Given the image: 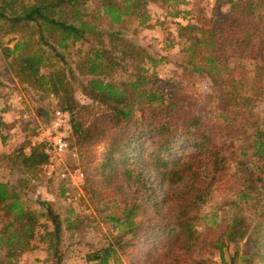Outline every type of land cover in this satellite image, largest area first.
<instances>
[{"label":"trees","instance_id":"obj_1","mask_svg":"<svg viewBox=\"0 0 264 264\" xmlns=\"http://www.w3.org/2000/svg\"><path fill=\"white\" fill-rule=\"evenodd\" d=\"M150 1L0 0V85L12 75L39 95L37 103L48 101L39 109L45 123L55 109L68 111L69 142L82 165L92 162V148L106 147L84 186L117 233L89 251L85 264H120L121 253L144 264H207L215 255L220 264H264V119L252 108L264 99V0H227L229 12L215 0L199 24H177L181 37L190 32L183 51L194 70L214 83L205 115L186 110L187 93L156 71L162 57L126 34L152 28ZM10 36H18L12 48L1 41ZM6 125L0 116L2 148L16 123L4 134ZM30 143L0 150V264H21L37 250L45 262L64 264L66 235L74 238L96 219L72 208L63 216L51 199H40L39 210L26 204L19 185L2 175L6 168L14 177L43 175L48 185L59 177L43 174L44 145L26 151ZM59 188L65 197L68 189ZM217 194L213 211L201 213ZM220 209L229 219L219 222Z\"/></svg>","mask_w":264,"mask_h":264},{"label":"rangeland","instance_id":"obj_2","mask_svg":"<svg viewBox=\"0 0 264 264\" xmlns=\"http://www.w3.org/2000/svg\"><path fill=\"white\" fill-rule=\"evenodd\" d=\"M176 1L178 2L177 4H175ZM182 1H185L186 4H183ZM226 1L220 0L217 6L223 11L229 12V4ZM215 5V0H171L169 2L151 0L148 5V11L152 15V28L136 31L130 30L126 33L130 40L145 47L149 53L156 57H162V62L156 68L159 77L171 79L179 88H182L190 98L188 103L192 102V105L186 106V110H192L194 113L202 115H205V111L210 110V104L213 102L212 92L214 83L207 74L194 70L193 62L189 60L188 55L183 51L187 45L185 37L190 35V32L181 37L178 33L179 27L177 24H199L201 13L207 14V16L211 15ZM173 6L189 11L190 14L185 18L168 16L169 11H175L176 8H173ZM132 27L134 28L133 24L130 25V28ZM17 39L18 36H10L4 37L1 41L5 46L12 48ZM68 61L73 67H76L71 58H68ZM146 68L152 69L150 64H147ZM0 71H2L1 67ZM120 75L118 73L115 75V78L118 79ZM1 78L3 85H0V116L3 117V121L7 124L3 129L4 134L6 133L7 126H11L13 123H16V125L15 127L14 125L11 126L9 133L6 134L8 139L4 144V148H2L3 146L0 141V150L12 151L13 149L20 148L30 139L31 143L26 148V151H29L30 147L34 146L33 139L36 136L34 127L38 122H43L44 116L39 109L41 106L46 107L48 101L44 100L37 103L39 95L35 92L24 90L23 86L12 75H5ZM50 103L51 106L56 105L53 98ZM252 108L264 119V99L252 103ZM2 109H6V112H2ZM13 130H15L14 133L12 132ZM105 150L104 144L92 148L93 160L86 167L82 165V160L76 150L71 147L70 152L60 161L56 162L53 167H44L46 173L44 172L43 174H56V176H59L54 177L52 185H48L45 180H41L44 177L43 175L41 178L19 174L14 177L8 174L10 171L8 168L4 172L2 171V175L5 176L7 181L19 185V189L22 191L21 197L29 207L39 210L38 201L40 199H51L56 201V206L63 216H66L67 210L72 208L75 213H80L81 215L90 213L96 219L90 228L77 233L74 238L70 239L69 233L66 235L64 243L66 259L64 264H85V255L89 251L105 246L107 239H111L112 234L116 235L117 233L113 226L102 221L101 216L96 212L94 205L89 199L84 186L86 184L84 174L96 172L99 169L104 161ZM49 169L54 172L50 173ZM66 169V173L70 172V175L63 177L62 173ZM26 178L28 179L27 183ZM61 184L68 189L65 197H61L60 195L61 190L59 187ZM220 200L221 196L217 194L200 209V212L209 215ZM219 215V222L230 216L227 209H220ZM202 229L203 226L198 227V230ZM77 240L79 241L78 243ZM243 243L244 241L240 242V246ZM203 249L204 255L207 257L213 251L212 246L209 244L205 245ZM202 253L203 250H199L193 256L198 257L196 259L199 260ZM46 258L47 255L44 250H37L23 256L21 264H50L45 262ZM117 260L120 264H144L141 263L142 260L129 259L123 253L117 256ZM220 261V256L215 255L207 264H220ZM145 264L153 263L146 262Z\"/></svg>","mask_w":264,"mask_h":264},{"label":"built area","instance_id":"obj_3","mask_svg":"<svg viewBox=\"0 0 264 264\" xmlns=\"http://www.w3.org/2000/svg\"><path fill=\"white\" fill-rule=\"evenodd\" d=\"M34 128L36 136L33 139V144L44 145L45 153L48 155L45 167L51 168L70 152L69 140L72 134L70 113L66 110L55 109L49 123L38 122ZM12 132L14 133L15 130ZM66 171L67 169L62 173L63 177L70 175V172L66 173ZM49 172L54 171L49 169Z\"/></svg>","mask_w":264,"mask_h":264}]
</instances>
